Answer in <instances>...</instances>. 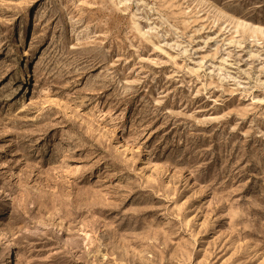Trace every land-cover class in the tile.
I'll return each mask as SVG.
<instances>
[{"label": "rangeland", "instance_id": "obj_1", "mask_svg": "<svg viewBox=\"0 0 264 264\" xmlns=\"http://www.w3.org/2000/svg\"><path fill=\"white\" fill-rule=\"evenodd\" d=\"M0 264H264V0H0Z\"/></svg>", "mask_w": 264, "mask_h": 264}, {"label": "bare ground", "instance_id": "obj_2", "mask_svg": "<svg viewBox=\"0 0 264 264\" xmlns=\"http://www.w3.org/2000/svg\"><path fill=\"white\" fill-rule=\"evenodd\" d=\"M2 150H4V145L1 146V150L0 151H2Z\"/></svg>", "mask_w": 264, "mask_h": 264}]
</instances>
